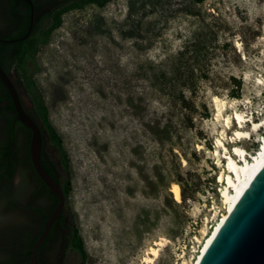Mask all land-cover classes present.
Instances as JSON below:
<instances>
[{
	"label": "rangeland",
	"instance_id": "rangeland-1",
	"mask_svg": "<svg viewBox=\"0 0 264 264\" xmlns=\"http://www.w3.org/2000/svg\"><path fill=\"white\" fill-rule=\"evenodd\" d=\"M61 21L29 69L68 157L67 212L83 264H145L147 257L192 264L204 231L225 213L219 178L226 160L221 149L215 155L216 140L225 137L231 152L235 114L248 120L247 132L264 118V0H112ZM136 21L137 36L121 37ZM10 31L0 24V36ZM18 134L14 181L25 176L36 195L18 197L0 219V264L14 261L41 230L42 217L27 207L52 208L29 163L30 134L20 127ZM262 134L240 146L253 152ZM44 157L62 173L47 138ZM62 245L49 254L52 264H82ZM151 248L157 258L148 256Z\"/></svg>",
	"mask_w": 264,
	"mask_h": 264
},
{
	"label": "trees",
	"instance_id": "trees-1",
	"mask_svg": "<svg viewBox=\"0 0 264 264\" xmlns=\"http://www.w3.org/2000/svg\"><path fill=\"white\" fill-rule=\"evenodd\" d=\"M111 1L112 0H69L65 5L57 9H52L41 20L37 21L25 41L0 43V67L9 76L10 71L15 72V88L17 89L20 86L30 102L31 108L30 110L26 109V112L38 125H40V131L43 138V150L41 156L42 166L44 170L57 182L65 198V204L62 212L56 218L48 236L39 246L37 253H39L41 248L47 242V239L50 238L53 233L61 235L60 233L63 231L65 232V236L63 237V249L65 250L69 248L74 251L79 256L82 264L86 259L82 240L74 226L72 215L67 212L68 195L71 190V182L68 172V157L62 147L61 139L58 137L48 121V110L44 104L40 92L35 85V82L32 79L33 74L30 72L29 64L35 61L38 47L40 45L47 44L50 33L60 27L62 22L61 16L63 14L72 10L82 9L84 6L89 4H93L98 8H102ZM191 1L196 4L203 2V0ZM139 25L140 21L134 22L133 28L121 31V37L125 39L136 37V32L139 30ZM18 38L19 37L13 28L5 36H0V39L4 40H15ZM16 116L17 115L9 95L3 93L0 88V120L6 122L5 134L7 137L5 141L0 142V160L2 162V175L9 178L13 176L15 169V162L13 159V145L16 135L15 130L18 126H22L20 123L16 122ZM46 138L55 147L58 153V163L62 173L59 172V169L54 162L51 160H46L44 157ZM42 187L46 190L43 184ZM47 192L52 200V208L49 213L42 211L41 230L32 240H30L28 249L25 252L26 259H30L31 248L35 240L42 232L46 219L58 203L51 193L49 191Z\"/></svg>",
	"mask_w": 264,
	"mask_h": 264
},
{
	"label": "water",
	"instance_id": "water-1",
	"mask_svg": "<svg viewBox=\"0 0 264 264\" xmlns=\"http://www.w3.org/2000/svg\"><path fill=\"white\" fill-rule=\"evenodd\" d=\"M0 9L19 37L15 40L0 39V43L25 41L38 20L32 0H0ZM0 88L10 97L17 115L16 122L30 131L28 152L36 176L58 202L31 248L29 262L38 264V248L62 212L65 198L57 182L42 166L40 125L27 114L15 82L1 67ZM198 264H264V168L228 216Z\"/></svg>",
	"mask_w": 264,
	"mask_h": 264
},
{
	"label": "bare ground",
	"instance_id": "bare-ground-1",
	"mask_svg": "<svg viewBox=\"0 0 264 264\" xmlns=\"http://www.w3.org/2000/svg\"><path fill=\"white\" fill-rule=\"evenodd\" d=\"M243 117L238 113L235 114L234 120L237 123L238 129L234 131L233 136L229 140L233 145L231 152H229L224 143L225 132L223 133L224 138L216 140L217 151L215 155L219 156V149H221V151L224 152L223 158L226 160L224 170L219 178V182L224 184L221 190V198L225 213L215 222L216 224L209 233L204 231V240L201 243L199 251L195 257H193L192 264H198L200 262L228 216L232 213L247 189L264 168V118L260 122L252 121L250 124L251 127L247 132L245 131L244 125L249 122ZM230 125L231 119L228 117L225 119V127L230 128ZM261 131L263 134L257 138L256 150L250 152L240 146L242 142L251 140L254 134L258 135ZM218 163H221V160H219ZM171 193L174 195L177 202L181 201L180 188L177 184L172 185ZM157 246L163 247L164 241L158 243ZM158 252L159 249L151 248L148 256L157 258ZM152 262V258L147 257L144 259L145 264H152Z\"/></svg>",
	"mask_w": 264,
	"mask_h": 264
},
{
	"label": "flooded vegetation",
	"instance_id": "flooded-vegetation-1",
	"mask_svg": "<svg viewBox=\"0 0 264 264\" xmlns=\"http://www.w3.org/2000/svg\"><path fill=\"white\" fill-rule=\"evenodd\" d=\"M67 1H69V0H32V2L34 4V9H35L34 14H35L36 18L38 19L37 21L41 20L52 9H57V8L65 5ZM0 24H3L4 27H6L8 29H12V26L10 25V23L6 19L5 15L1 11V9H0ZM1 36H5V35H1ZM5 124H6V122L3 121V127H2V129H0V134H1V132H3V135L5 137L4 140L7 139L6 134H5V128H6ZM19 127L21 129H23L24 131H27L30 134V131L27 130L26 128H24L23 126H18L16 128V130H15V134H16L15 135V142L13 145L14 162L17 161L16 160L17 158H19V150H18V141L20 138V135L18 134V128ZM0 142H1V140H0ZM28 157H29V152H28ZM29 163H30V166L32 168L30 158H29ZM1 164H2V162L0 160V219L3 217V215L6 213V211L9 209V207L11 205L17 204L16 199L18 197L28 198V197H32V196L36 195L35 191L33 192V190H31L32 187L30 186V183L27 181L25 176L22 175V177L20 178L18 183H15V181H14V174L11 178L3 176ZM32 173L36 176L33 168H32ZM36 178L39 181V184L42 186V184H41V182L37 176H36ZM27 209H28V212H31L34 215V217H42V215H41L42 211H43L42 209H40L38 207H34V206H30L29 208L27 207ZM21 234L22 235L19 236L20 240L24 242L27 239L28 230L26 231V229H25V232L23 231V233H21ZM35 236H32L28 240L27 247H25V245H24L23 248L20 249L18 251V253H16L17 258L14 261L6 262L5 264H30V262H29L30 259H26L25 252L28 249L30 240H32ZM59 241L64 242V239L62 236H60L59 234L57 235L56 233H53V235L47 239V242L45 243V245L41 248L39 253H37L38 264H52L49 261L48 256H49V254H51L55 243H57ZM62 247L64 248V243H63Z\"/></svg>",
	"mask_w": 264,
	"mask_h": 264
}]
</instances>
